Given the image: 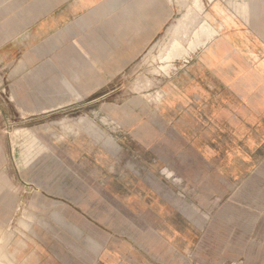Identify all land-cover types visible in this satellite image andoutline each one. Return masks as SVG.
I'll use <instances>...</instances> for the list:
<instances>
[{
    "label": "crops",
    "instance_id": "1",
    "mask_svg": "<svg viewBox=\"0 0 264 264\" xmlns=\"http://www.w3.org/2000/svg\"><path fill=\"white\" fill-rule=\"evenodd\" d=\"M198 1L0 0V259L190 264L192 189L261 172L264 10Z\"/></svg>",
    "mask_w": 264,
    "mask_h": 264
},
{
    "label": "rangeland",
    "instance_id": "2",
    "mask_svg": "<svg viewBox=\"0 0 264 264\" xmlns=\"http://www.w3.org/2000/svg\"><path fill=\"white\" fill-rule=\"evenodd\" d=\"M234 1L236 3L233 4L240 6L242 12L250 11L251 8L264 10V0ZM200 5L198 0H192L188 11L200 10ZM253 15L255 19L258 18L257 21L260 18L264 21V13H241L248 21ZM152 51L153 46L140 62L123 73L122 78L116 77L112 85H118L120 78L125 79L126 76L128 91H140L141 88L144 98L145 91L150 88V75L157 71L156 65L150 60ZM144 81L148 85H144ZM84 145L87 147L86 143ZM83 163L87 164V161ZM257 164L263 167L261 172L239 176L228 188L223 189L221 195L208 201V205L204 204L201 191L192 189L191 200L193 208L198 209L200 225L193 221L190 223V243L187 246L185 239L183 245L184 248L188 247L190 264H264V158L258 159ZM145 178L146 175L143 180ZM175 225L176 228L181 227L178 228L180 230L182 225L185 229L187 227L186 223L178 221ZM1 241L3 239L0 238V247L4 243ZM0 264H7V259H0Z\"/></svg>",
    "mask_w": 264,
    "mask_h": 264
}]
</instances>
